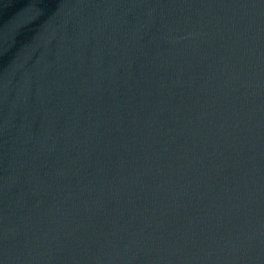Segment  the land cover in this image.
<instances>
[{
  "label": "water",
  "instance_id": "water-1",
  "mask_svg": "<svg viewBox=\"0 0 264 264\" xmlns=\"http://www.w3.org/2000/svg\"><path fill=\"white\" fill-rule=\"evenodd\" d=\"M0 264H264V0H0Z\"/></svg>",
  "mask_w": 264,
  "mask_h": 264
}]
</instances>
